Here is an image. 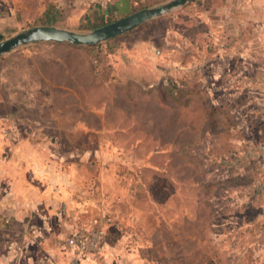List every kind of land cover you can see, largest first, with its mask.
Returning a JSON list of instances; mask_svg holds the SVG:
<instances>
[{
  "label": "rangeland",
  "instance_id": "374dc122",
  "mask_svg": "<svg viewBox=\"0 0 264 264\" xmlns=\"http://www.w3.org/2000/svg\"><path fill=\"white\" fill-rule=\"evenodd\" d=\"M164 1L140 0L138 8ZM103 6L104 0L78 5L72 0H0V40L40 25L91 30L105 23L91 18L103 13ZM198 15L199 0H192L94 45L47 41L7 53L0 58V89L5 94L0 113L15 107L21 114L44 119L54 117L57 109L58 117L64 115L65 148L87 147V160L103 172L112 164L116 174L130 178L138 175L141 158H147L160 168L153 190L159 198L173 191L171 179L191 178L199 162L202 177L211 178L215 172L210 174L209 164L253 161V176L263 178L264 119L256 115L257 105L243 82L246 74L231 71L232 57L224 58L228 68L223 73L214 72L215 58L200 65L203 53L212 54L226 43L205 37ZM255 75L264 86V73ZM168 83L186 85L177 99L186 104L167 100L162 87ZM47 95H52L49 101L44 100ZM24 100H32L33 108H23ZM75 127L78 134L70 132ZM136 134L138 139L143 136L137 149L132 147ZM185 157L189 165L184 166ZM233 176L243 180L228 182L243 183L249 174L240 168Z\"/></svg>",
  "mask_w": 264,
  "mask_h": 264
},
{
  "label": "crops",
  "instance_id": "0c3cea01",
  "mask_svg": "<svg viewBox=\"0 0 264 264\" xmlns=\"http://www.w3.org/2000/svg\"><path fill=\"white\" fill-rule=\"evenodd\" d=\"M104 1L103 13L91 16L104 24L108 16L116 20L141 9L140 0ZM198 19L205 37L226 43L203 53L200 65L215 58L214 72L223 73L224 58L232 57L231 71L246 74L256 115L264 119V86L255 75L264 73V0H199ZM25 100L22 107L32 109V100ZM4 101L0 89V107ZM12 108L0 113V264H264V231L243 225L239 239L229 241L223 225L209 224L199 200L173 179L171 194L159 198L153 190L160 168L152 161L141 158L142 177L116 174L112 164L103 172L87 160L89 148L64 147V115L58 117L57 109L54 117L41 119ZM77 127L70 132L78 134ZM135 138L137 149L143 136ZM250 206L254 218L264 219V193ZM101 208L108 214L103 243L93 256L79 257L66 238Z\"/></svg>",
  "mask_w": 264,
  "mask_h": 264
},
{
  "label": "trees",
  "instance_id": "16d2710c",
  "mask_svg": "<svg viewBox=\"0 0 264 264\" xmlns=\"http://www.w3.org/2000/svg\"><path fill=\"white\" fill-rule=\"evenodd\" d=\"M180 87H186V85L180 86L177 83H168V85L163 86L162 88H164L169 95L167 100L181 105L186 104L187 102H177L178 96L181 93ZM154 88L156 87H153V89ZM171 145L172 148L175 147V140H172ZM134 148L136 149V147ZM188 152L190 151H187V153ZM184 159L183 165H189L187 157ZM235 164L236 167L234 166ZM200 165L201 163L199 162V168L195 170V173L191 178L177 176L174 183L175 185H180V188H182L183 191L187 190L186 192L192 193L194 199L196 198L199 200L200 208L207 211L209 224L210 222L214 223L215 220H218V222L223 225L224 232L228 235L229 241L239 239V236L237 237L239 234L238 230L240 229V226L243 228V225L245 226L244 228L249 226L254 228L255 226L257 231H264V219L254 218L251 214L253 211L251 208L253 207L250 206L253 203L259 204L264 193V186L262 184L263 178L253 176V173L255 172L253 170L256 169V164L253 161H236L232 164L227 162L209 164L210 166H208V168L210 169V174L212 175L213 172H215V176L211 178L202 177V168ZM240 168L246 169L249 176L243 183H231L236 179L243 180L241 178L235 179L233 176L235 169ZM223 172H225V175H231V177L228 178V176H222L221 174H223ZM138 175L142 177V168L138 169ZM228 180H231V182H228ZM195 181L197 182L196 185L193 183ZM229 183H231L232 186H227ZM203 189L206 191L202 192ZM191 190H195V192H190ZM228 218H230V220H228ZM229 247L230 248L224 250L226 255H231L232 247ZM245 254H247V250L245 251ZM225 264H227V262H225ZM247 264L250 263L247 261Z\"/></svg>",
  "mask_w": 264,
  "mask_h": 264
},
{
  "label": "water",
  "instance_id": "95a60500",
  "mask_svg": "<svg viewBox=\"0 0 264 264\" xmlns=\"http://www.w3.org/2000/svg\"><path fill=\"white\" fill-rule=\"evenodd\" d=\"M191 0H166L156 6L144 7L123 17L87 31H75L54 25H40L0 40V58L23 46L38 42L94 45L126 33L147 21L183 7Z\"/></svg>",
  "mask_w": 264,
  "mask_h": 264
},
{
  "label": "built area",
  "instance_id": "2783aa9c",
  "mask_svg": "<svg viewBox=\"0 0 264 264\" xmlns=\"http://www.w3.org/2000/svg\"><path fill=\"white\" fill-rule=\"evenodd\" d=\"M108 214L102 208L85 225H80L67 238L66 243L79 257L89 258L96 254L103 243V229Z\"/></svg>",
  "mask_w": 264,
  "mask_h": 264
}]
</instances>
